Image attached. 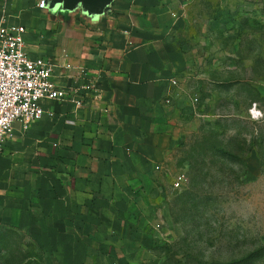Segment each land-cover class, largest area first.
<instances>
[{"label": "rangeland", "instance_id": "rangeland-1", "mask_svg": "<svg viewBox=\"0 0 264 264\" xmlns=\"http://www.w3.org/2000/svg\"><path fill=\"white\" fill-rule=\"evenodd\" d=\"M42 1L0 0V22L34 34ZM126 1L157 82L119 121L131 164L102 179L73 151L84 105L19 125L0 156V264H264V0ZM76 6L49 27L61 48ZM100 78L83 76L87 99Z\"/></svg>", "mask_w": 264, "mask_h": 264}, {"label": "crops", "instance_id": "crops-1", "mask_svg": "<svg viewBox=\"0 0 264 264\" xmlns=\"http://www.w3.org/2000/svg\"><path fill=\"white\" fill-rule=\"evenodd\" d=\"M43 1L45 6L38 7V11L47 9L48 2ZM118 1L120 0H109L105 5L97 6L86 0H77L76 36L67 39L62 48L54 44V37L49 35L51 32L49 27L53 28V25L56 26L58 21L64 19L63 2L49 3V12L40 13L43 20L39 24V29H36L34 34H28L27 31L26 35L27 52L33 57L46 59L53 66L60 81H67V77L63 75L61 78V75L56 74H61L60 68L64 69L61 64L58 67L59 61L63 63L74 61L76 71L79 73L75 74V79L79 85L83 84L84 75L101 77L96 85L98 98L87 99L84 108L78 112L81 120L78 134L80 137L82 135L83 139L76 142L73 151L81 152L82 158H90L93 161L92 168L110 170L107 173L99 171V174L103 175L102 179H110L109 175L113 174L119 165L125 168L131 164V150L124 139V126L119 121L125 120V123H128L138 120L139 109L134 110L131 106L141 105L148 97L149 90L154 91L157 87V82L150 76L154 68L147 65L144 60H138L142 47L139 42L141 38L139 30H136L137 18H134L133 1L124 0L123 7L116 6L121 4ZM112 13H115V17ZM29 15L30 12L25 10V18ZM86 27L92 32L86 30ZM64 51L66 54L63 53V57ZM65 105L74 106L71 103ZM51 106L53 105L50 104L49 109ZM89 138L92 140L90 143Z\"/></svg>", "mask_w": 264, "mask_h": 264}, {"label": "built area", "instance_id": "built-area-1", "mask_svg": "<svg viewBox=\"0 0 264 264\" xmlns=\"http://www.w3.org/2000/svg\"><path fill=\"white\" fill-rule=\"evenodd\" d=\"M45 6L41 2L40 8ZM27 28L0 22V156L12 141L16 127L38 122L53 103L79 108L90 93L89 84L67 86L43 57L26 50ZM183 176L176 179L180 187Z\"/></svg>", "mask_w": 264, "mask_h": 264}, {"label": "water", "instance_id": "water-1", "mask_svg": "<svg viewBox=\"0 0 264 264\" xmlns=\"http://www.w3.org/2000/svg\"><path fill=\"white\" fill-rule=\"evenodd\" d=\"M92 4H95L97 6H103L105 5L109 0H86ZM59 3V2H63L64 3V7L69 8L72 6H76L77 5V0H50L48 1V3L50 4H54V3Z\"/></svg>", "mask_w": 264, "mask_h": 264}]
</instances>
